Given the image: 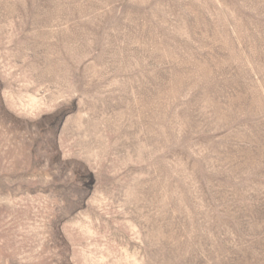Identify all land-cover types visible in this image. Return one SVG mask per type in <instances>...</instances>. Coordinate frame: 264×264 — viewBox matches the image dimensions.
<instances>
[{"label": "rangeland", "instance_id": "1", "mask_svg": "<svg viewBox=\"0 0 264 264\" xmlns=\"http://www.w3.org/2000/svg\"><path fill=\"white\" fill-rule=\"evenodd\" d=\"M0 264H264V0H0Z\"/></svg>", "mask_w": 264, "mask_h": 264}]
</instances>
